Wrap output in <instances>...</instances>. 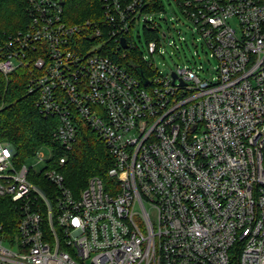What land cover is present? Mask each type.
<instances>
[{
    "label": "built area",
    "instance_id": "2783aa9c",
    "mask_svg": "<svg viewBox=\"0 0 264 264\" xmlns=\"http://www.w3.org/2000/svg\"><path fill=\"white\" fill-rule=\"evenodd\" d=\"M174 1L216 75L158 71L163 41L179 49L158 36L162 0H102L99 22L74 25L62 0H29L26 26L0 33V73L31 67L37 107L60 118L54 141L72 149L83 121L113 159L108 181L75 194L67 155L53 164L39 148L36 173L0 140V196L21 213L12 240L0 233V264H264V0ZM143 16L149 61L133 40ZM133 52L147 83L125 64Z\"/></svg>",
    "mask_w": 264,
    "mask_h": 264
},
{
    "label": "trees",
    "instance_id": "16d2710c",
    "mask_svg": "<svg viewBox=\"0 0 264 264\" xmlns=\"http://www.w3.org/2000/svg\"><path fill=\"white\" fill-rule=\"evenodd\" d=\"M62 3L64 19L71 25L85 23L88 18L99 22L102 16V0H62ZM28 5L29 0H0V33L8 36L25 27ZM84 40H81V44L87 46ZM114 50L117 49L114 47ZM125 64L132 70L142 66L144 72L149 74L137 52L131 53ZM30 69L19 68L8 77L0 73V140L15 146L22 163L45 145L53 147V164L61 156L67 155V162L60 167V171L75 194H79L93 176L108 181L112 156L105 141L89 125L77 121L78 135L70 150L63 149L54 141L52 133L59 125L60 118L57 115L47 116L37 107V97L28 90L32 76ZM34 175L33 172L31 179L37 180L49 197L50 193H56L55 186L45 177L39 174L36 178ZM20 219V210L11 198L0 196V233L4 239L12 240L16 236Z\"/></svg>",
    "mask_w": 264,
    "mask_h": 264
},
{
    "label": "rangeland",
    "instance_id": "374dc122",
    "mask_svg": "<svg viewBox=\"0 0 264 264\" xmlns=\"http://www.w3.org/2000/svg\"><path fill=\"white\" fill-rule=\"evenodd\" d=\"M162 2L164 3L165 13L161 12L154 18V21L160 25L158 28V36L161 37L163 32H166L168 37H170L169 41L175 40L179 49H176L175 46L170 47L163 41L161 48L162 54L154 55V64L158 67V71L162 74H168L172 69L175 70L178 66H189L196 69V66L202 65L205 70L199 73L202 77H210V73H208L209 70H212V75H216L213 68H216L218 62L216 59L209 56L208 47H204L201 41H196V37L199 38L200 36L198 34H196V36L194 35V25L189 19L183 16L174 0H162ZM144 18L145 16L136 23L133 29V40L139 47L140 53H142L143 56H147L146 60L149 61L151 56L147 51ZM87 20H89V18L85 21ZM150 20H153V18ZM170 27L172 29H170ZM179 29L183 31V34H178ZM180 36L185 38L180 41ZM186 41L188 44H186ZM195 61H197V65ZM45 153L48 156V151ZM24 162L26 165L32 167L33 171L36 173L40 172L44 167V164L40 163L36 156L29 157Z\"/></svg>",
    "mask_w": 264,
    "mask_h": 264
},
{
    "label": "water",
    "instance_id": "95a60500",
    "mask_svg": "<svg viewBox=\"0 0 264 264\" xmlns=\"http://www.w3.org/2000/svg\"><path fill=\"white\" fill-rule=\"evenodd\" d=\"M122 44H123V47L124 48H127V43H126V39L125 38L122 39ZM137 70H138L141 78L143 79V81L145 83H147L148 82V79L145 77L144 71H143L142 67L141 66H137Z\"/></svg>",
    "mask_w": 264,
    "mask_h": 264
}]
</instances>
